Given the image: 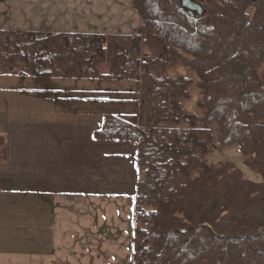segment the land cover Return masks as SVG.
I'll return each instance as SVG.
<instances>
[{
	"label": "trees",
	"instance_id": "trees-1",
	"mask_svg": "<svg viewBox=\"0 0 264 264\" xmlns=\"http://www.w3.org/2000/svg\"><path fill=\"white\" fill-rule=\"evenodd\" d=\"M196 1L192 17L180 0H129L131 34L0 29V74L137 84V111L95 132L136 144L132 264H264V0ZM179 63L198 77L200 114L183 107L194 78L167 72ZM215 142L263 180L208 163Z\"/></svg>",
	"mask_w": 264,
	"mask_h": 264
},
{
	"label": "crops",
	"instance_id": "crops-1",
	"mask_svg": "<svg viewBox=\"0 0 264 264\" xmlns=\"http://www.w3.org/2000/svg\"><path fill=\"white\" fill-rule=\"evenodd\" d=\"M141 25L129 0H0L6 31ZM137 97L129 80L0 74V264H132L136 144L95 132Z\"/></svg>",
	"mask_w": 264,
	"mask_h": 264
},
{
	"label": "rangeland",
	"instance_id": "rangeland-1",
	"mask_svg": "<svg viewBox=\"0 0 264 264\" xmlns=\"http://www.w3.org/2000/svg\"><path fill=\"white\" fill-rule=\"evenodd\" d=\"M204 1V0H203ZM105 34V33H104ZM114 34V33H111ZM146 52L149 53L147 49H145ZM105 68H109V66L106 64ZM168 74L170 76H178V75H185L190 76L194 78L195 84L191 86L190 93L191 97L185 101H183V107L186 111H195L197 113H201V110L197 106V102L201 98L200 90L198 89V86L196 83L198 82L197 75L190 71L186 65L183 63L176 64L174 67L169 69ZM260 72L262 76H264V66L260 69ZM108 79V78H105ZM110 80H116L109 78ZM118 81H125V80H118ZM124 85L123 83L121 86ZM126 87L129 89V83L125 84ZM120 86V88H121ZM123 87V86H122ZM136 86L130 87V89L134 90ZM138 89V88H137ZM125 97V96H124ZM132 97V95H130ZM134 101V100H132ZM124 113H134L137 111V107L134 105H127L123 107ZM214 133L217 136L216 128L214 127ZM205 159L208 161V163L213 165H219L224 163H231L234 164L237 168H239L245 177L248 179L255 181V182H261L262 176L255 170H253L251 167H249L246 164V157L240 152V149L237 146L229 145V146H220L217 142H215L209 150V153L206 155Z\"/></svg>",
	"mask_w": 264,
	"mask_h": 264
},
{
	"label": "water",
	"instance_id": "water-1",
	"mask_svg": "<svg viewBox=\"0 0 264 264\" xmlns=\"http://www.w3.org/2000/svg\"><path fill=\"white\" fill-rule=\"evenodd\" d=\"M181 5L188 13L193 17L195 14L201 15L204 12V8L201 3L196 0H180Z\"/></svg>",
	"mask_w": 264,
	"mask_h": 264
}]
</instances>
